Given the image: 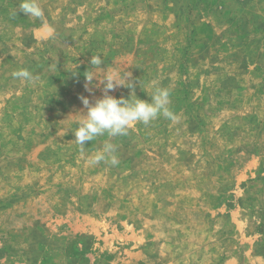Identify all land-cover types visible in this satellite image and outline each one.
<instances>
[{
  "label": "rangeland",
  "instance_id": "obj_1",
  "mask_svg": "<svg viewBox=\"0 0 264 264\" xmlns=\"http://www.w3.org/2000/svg\"><path fill=\"white\" fill-rule=\"evenodd\" d=\"M0 264H264V0H0Z\"/></svg>",
  "mask_w": 264,
  "mask_h": 264
}]
</instances>
